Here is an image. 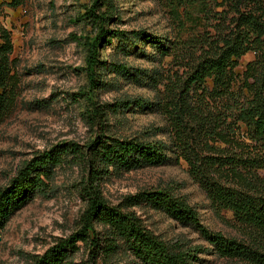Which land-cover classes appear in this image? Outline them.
I'll return each mask as SVG.
<instances>
[{
	"label": "trees",
	"instance_id": "obj_1",
	"mask_svg": "<svg viewBox=\"0 0 264 264\" xmlns=\"http://www.w3.org/2000/svg\"><path fill=\"white\" fill-rule=\"evenodd\" d=\"M23 2L10 0L8 6L17 8ZM91 2L85 7L83 19H88L96 32L84 43L88 84L80 93L92 108L90 119L103 125L101 118L106 112L97 98L106 83L99 76L116 73L125 81L154 91L152 102L122 100L117 107L121 109L124 104L126 111L132 104L137 109L151 105L164 113L169 145L103 130L85 145L63 142L39 152L23 164L8 186L0 189V232L34 195L47 191L54 169L72 156L87 172L81 188L87 203L84 225L44 254L33 256L32 264H66L79 241L89 244L96 255L104 247L108 256L124 253L131 264H194L199 248H184L160 239L132 210L143 207L194 228L220 257L264 264V0H221L225 13L219 17L223 20L215 36L201 40L192 37L189 43L145 30L111 28L109 23L117 12L114 0ZM205 2L171 0L172 14L179 19L180 9ZM101 7H105L104 12ZM0 41L1 124L15 107L19 85L11 32L1 22ZM109 46L118 56L136 54L160 62L171 57L178 70L165 77L157 70H135L111 58L101 60L102 50ZM249 53L254 54V60L240 72L241 60ZM168 151L176 159L185 160L191 177L213 205L232 212L248 232L246 243L210 231L198 211L170 191H142L125 197L116 206L108 202L101 188L105 178L166 163L170 160ZM97 226L103 232H98Z\"/></svg>",
	"mask_w": 264,
	"mask_h": 264
},
{
	"label": "rangeland",
	"instance_id": "obj_2",
	"mask_svg": "<svg viewBox=\"0 0 264 264\" xmlns=\"http://www.w3.org/2000/svg\"><path fill=\"white\" fill-rule=\"evenodd\" d=\"M9 2L0 0V22L11 32L12 58L19 85L15 107L0 124V189L8 186L23 164L39 152L52 150L63 142L85 145L103 130L115 136L169 145L165 131L168 119L164 113L151 105L137 109L132 104L126 111L124 104L121 109L117 107L122 100L152 102L154 91L125 81L116 73L105 72L99 76L106 83L97 98L106 112L101 118L103 125H96L90 119L92 108L80 93L85 92L88 84L84 43L96 32L89 20L83 19L85 7L92 5L91 0H24L17 8L8 6ZM114 5L117 12L109 23L111 28L126 32L145 30L155 36L170 40L178 37L188 43L192 37L199 38L195 40L214 37L223 20L219 17L225 13L221 0H207L204 4L180 9L179 19L172 14L171 0H114ZM101 8L104 12L105 7ZM144 47L152 50L146 44ZM254 57L253 53L247 54L238 70L243 72ZM107 58L135 70H157L165 77L178 70L171 57L160 62L136 54L118 56L111 46L102 50L101 60ZM168 155L170 160L166 163L105 178L101 182L105 198L116 206L125 197L142 191H170L196 209L202 224L210 231L246 243L248 232L232 212L211 203L191 177L185 160L176 159L170 151ZM67 159L68 162L54 169L51 180L47 181V191L34 195L0 232V264H32L33 256L44 254L60 239L82 230L87 203L81 188L87 172L72 156ZM132 210L147 229L166 243L199 248L194 264H244L218 256L192 227H185L147 207ZM97 231L103 232L102 227L97 226ZM77 246L66 264H131L124 253L108 256L104 247L96 255L89 244L79 241Z\"/></svg>",
	"mask_w": 264,
	"mask_h": 264
}]
</instances>
